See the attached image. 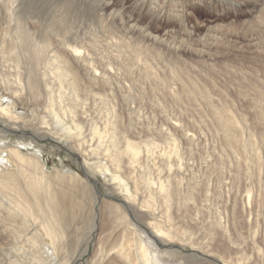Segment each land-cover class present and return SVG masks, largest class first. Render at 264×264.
Segmentation results:
<instances>
[{"label":"rangeland","instance_id":"rangeland-1","mask_svg":"<svg viewBox=\"0 0 264 264\" xmlns=\"http://www.w3.org/2000/svg\"><path fill=\"white\" fill-rule=\"evenodd\" d=\"M11 1L14 15L9 20L7 7ZM11 1L0 0L3 82L11 84L13 75L20 72L16 61L22 62L23 67L27 65L26 55L17 48L14 38V23L18 21L21 29L29 33L27 45L35 59L30 66L34 65L35 77H42V90L45 82L53 83L54 89L58 87V82L51 80L49 62L56 54L68 59L78 79L79 100L75 101L70 93L72 76L56 63L63 100L74 107L73 114L64 120L69 125L72 118L82 123L86 143L82 142L80 149L89 158L87 164L96 162L90 152L101 148L100 134L105 130L108 137L114 124L116 137L114 142L110 138L109 147L111 151H123L121 164L126 165L127 171L121 179L132 185L131 192L136 187L139 197L153 196L157 218L159 211L164 212L160 198L164 193L157 191L158 179L170 184L167 191L172 188L169 194L173 204L166 215L171 219L163 220L167 228L189 229L195 243L204 242L206 251L212 250L209 243H214L215 257L222 255L232 264H264V0H223L219 6L199 5L191 10L185 25L174 24L157 33L151 29L146 9L139 13L132 0ZM132 17L138 18L127 24ZM21 79L23 83L22 75ZM23 102H27L28 115L56 123L46 109L44 95L36 98L32 91ZM17 111L24 110L18 106ZM219 111L229 113L236 123L234 135L239 141L232 142L226 136ZM70 134L73 139H80L74 130ZM18 135L19 132H7L9 139L4 143L19 146ZM125 140L136 143L137 148L128 147ZM39 145L34 152L41 156L45 171L58 169L66 176L80 178L66 180L67 199L62 201L67 206L64 221L69 242L59 258L84 264L93 257L97 243L90 235L93 222L88 214L97 192L85 185L83 172L87 166L74 152L72 140L48 139ZM170 150L174 153L167 154ZM23 152L30 150L23 148ZM91 173L100 183L98 190L103 201L95 212L107 224L102 229H109L117 218L107 206H119L125 197L119 194L109 172L104 176L97 170ZM137 202L133 205L138 211ZM70 203L79 206H68ZM145 210L125 213L136 229H144L154 221ZM37 221L35 217L33 229ZM127 226L116 229L134 228ZM223 233L230 237L231 244ZM85 245L88 249L83 254Z\"/></svg>","mask_w":264,"mask_h":264},{"label":"bare ground","instance_id":"bare-ground-1","mask_svg":"<svg viewBox=\"0 0 264 264\" xmlns=\"http://www.w3.org/2000/svg\"><path fill=\"white\" fill-rule=\"evenodd\" d=\"M132 1L134 8H136L138 12L140 10L142 12V10L144 11L146 9L151 29L155 33H157V30L158 32L166 30L174 24H176V26L185 25V23L190 20L191 13H193L191 10L199 5L219 6V3L224 2L223 0H185L187 2H183L182 0ZM194 1L197 3H193ZM11 4L12 6L10 7ZM121 7L123 6L121 5ZM168 7L169 9H167ZM178 7L183 8V10L179 11L180 9ZM7 8L10 20L13 18L11 15H14L11 11L13 8V1L9 3ZM137 16L140 15L138 14ZM170 16L171 19L169 21L168 19ZM215 17H218V15H215ZM135 18L132 17L131 20H128L127 24ZM17 22L14 23L15 25L13 28L14 38L18 41H16L17 48H21L26 55L27 65L23 67L21 65L22 62L19 60L16 61V67L19 68L21 73L18 71L13 75L11 84H5L0 77V90L3 91V94H0V264H73V262H71L72 260L68 261V258H59L61 249L68 247L67 245L69 242V235H67L64 221L66 219L65 213L67 212V206L63 204L64 202L62 199H64V201L67 199L64 194L66 189L65 185H67L66 180L69 179V181H72L73 179L78 180L80 178L76 175L66 176L65 173L58 169H54L52 173L45 171L43 164L40 162L41 156L34 152V148H40L39 143L48 139L52 141L58 140V142H66L67 140L73 141L75 147L74 152L78 153L77 157L81 159L83 163L85 161L84 164L87 166L85 167L86 170L83 172L87 182L85 185L95 189L97 192L92 207H90V211H88V214L91 213V220L93 222L92 229H89L91 232L90 235L96 239L97 246H93V257L91 260L85 261L84 264L234 263L226 261L222 255L215 257L217 254L212 252V250L215 251L216 247L214 243H212L213 245L209 243V247L212 249L209 251L205 250L206 245L203 244L204 242L202 244L195 243L193 241L194 239L189 235V229H169L164 225V218L168 221L171 219L170 216L166 214H169L168 212L173 204L171 194H169V190L172 188H169L167 191V186L170 185L165 183L167 181L158 179L157 183V191L161 194L164 193L163 196H160V198L162 197L161 205H163L162 211L164 210V212L162 213L159 211L161 207H158V211L160 212L158 218L156 217L158 214V212H156V206L155 208L153 207L156 201L153 200L151 194L139 197L136 192L138 191L136 187H134L133 192L130 191L132 185H130L127 180L121 179V175L125 174V171H127L126 165L123 166L121 164V154L123 151H121V149L111 151L109 147L110 138L111 142H114L116 137L117 128L114 124L107 132L108 137H106L105 130L100 134L98 145L102 150L101 148H94L90 152L91 159L96 162L87 164L89 158L83 155L80 149L82 142L86 143V136L82 135V123L78 119L72 118L71 124L69 125L64 120L65 117L73 114L74 107L63 100L61 91L64 94V90L62 83H60V80L57 78L59 75H57L58 67L56 63L59 62L61 64L60 68L66 75L70 73V76H72L70 93L75 101L79 100L78 79L74 75L68 59L63 57L62 54H56L54 55V60L49 59V62L53 68V70L51 68V71H53L51 80L57 81L58 87L54 89L55 86L53 83L45 82L44 89L42 90L40 87L42 77H35L34 65L32 67L30 66V61L35 59L29 52V47L27 45L29 33L26 29H21ZM9 45L13 48L12 44ZM139 62H141L140 59ZM143 63L146 64L147 62ZM21 75L23 76V83ZM32 91L36 98H40L43 95L45 96L47 100L46 109L55 118V124L45 120L41 121L37 117L28 115L26 111L27 102L23 101L26 94L31 96ZM56 91L58 95H56ZM176 97L178 96L176 95ZM4 99L7 100L6 103L3 102ZM18 106H21L24 111L18 112ZM218 117L224 123L222 127L226 136H228L232 142L238 140L237 136L234 135L236 123L231 120L229 113L219 111ZM72 130L76 132L75 136L80 139L72 138L74 136L70 134ZM88 130L91 132L92 136L93 130L91 126ZM7 132L11 134L19 132L20 136L18 135L19 139L17 142L19 146L7 145L4 143L9 139ZM25 136H27V139ZM125 144L128 147H132L134 150L138 146L136 143L128 140H125ZM112 145L116 147V144L112 143ZM30 147L32 149H29ZM23 148H25L27 152L30 150V152H23ZM171 153H174V150L167 152V154ZM130 164H133V162L130 161ZM110 167H112L111 170ZM91 168V171L97 170L103 176L109 172L111 178L116 182L119 194L125 197L119 206H107L109 207V213L113 215L111 211L113 210L117 218L114 221V225L112 223L109 225V229H102L107 224L102 222L100 213L97 214L95 212V210L98 212L101 209L100 203L103 201L100 199L101 195L98 190L100 183L91 177L92 173L89 171ZM149 184L150 182L146 183L147 186ZM155 195L154 193V197ZM110 198L113 199L114 197ZM177 199L179 200L180 197ZM41 202H44V205H41ZM134 202H137L140 210H136L138 207L133 205ZM70 205L79 206L78 203H70L68 206ZM144 209H146L145 214L148 218H153L152 220L154 221H152L153 223L151 224H147L144 229H136L134 225H131L125 213L128 212L132 214V210L134 212H142ZM92 211L94 214H92ZM162 214H165L166 217H163ZM35 217H37L38 221L36 223V229H33L32 226ZM95 219H97V221H95ZM156 219H160V221ZM96 222H98L99 226ZM123 224L128 225L127 227L133 226L135 229H116L121 225L123 227ZM222 235H224L228 244L232 243L230 237L225 236L224 233ZM112 238L113 240L111 241ZM107 244L109 245L107 246ZM86 245L83 248V254L88 249ZM224 246H227V244ZM187 247H190V249ZM76 248H78V246ZM83 254H80L79 257L81 258ZM193 260L195 262H193Z\"/></svg>","mask_w":264,"mask_h":264}]
</instances>
